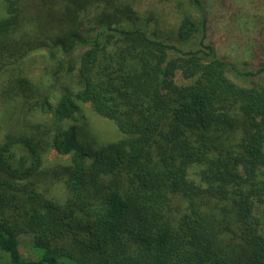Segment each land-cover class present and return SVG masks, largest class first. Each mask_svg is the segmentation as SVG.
<instances>
[{"label":"trees","instance_id":"16d2710c","mask_svg":"<svg viewBox=\"0 0 264 264\" xmlns=\"http://www.w3.org/2000/svg\"><path fill=\"white\" fill-rule=\"evenodd\" d=\"M187 1L201 20L183 15L180 41L205 21L201 0ZM140 22L120 0H0V72L24 47L43 46L59 60L79 51L80 87L64 88L55 104L44 98L41 109L60 124L86 103L122 135L89 149L74 127L57 125L52 147L69 160L62 205L21 184L39 172L43 143L25 135L2 142L0 264H264L256 214L264 204V64L239 71L211 48H177ZM12 76L26 98L29 80L19 67ZM13 147L25 150L16 163ZM25 234L32 257L19 249Z\"/></svg>","mask_w":264,"mask_h":264},{"label":"rangeland","instance_id":"374dc122","mask_svg":"<svg viewBox=\"0 0 264 264\" xmlns=\"http://www.w3.org/2000/svg\"><path fill=\"white\" fill-rule=\"evenodd\" d=\"M120 1L137 12L140 23L151 36L167 44L205 52L211 48L217 57L230 62L239 71H253L264 64V0H201L205 17L203 27L187 41L176 38L175 31L180 19L188 15L201 20L199 12L187 0ZM101 6L102 2L92 5L88 13L99 11ZM21 51L26 54L21 56L16 53L14 62L0 72V145L7 138L17 135L33 137L43 143V163L39 172L21 184H31L34 189L62 205L69 196L64 172L69 160L67 155L57 153L52 147L51 135L57 125L74 127L77 140L89 149L118 141L122 135L112 121L94 113L86 103L79 105L73 118L65 119L60 124L53 121L50 113L41 109L44 98L55 104L64 88L73 92L80 87L76 71L79 51L66 60L57 59L55 54L51 56L43 46L31 51L24 47ZM170 54L174 52L170 51ZM17 67L30 83L26 98L19 93L12 76ZM226 75L237 84L246 82L233 70H228ZM176 79L183 82L179 74ZM260 83L264 85V77ZM238 137L239 134L236 139ZM12 149V162L16 163L25 150L21 147ZM196 171L195 168L191 169L190 177H195ZM256 214L264 230V204L256 209ZM18 240L21 254L24 257L34 256L29 248L31 236L20 235Z\"/></svg>","mask_w":264,"mask_h":264}]
</instances>
